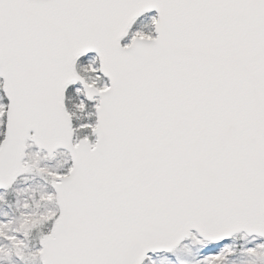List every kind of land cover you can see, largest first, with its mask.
<instances>
[{
  "label": "snow or ice",
  "instance_id": "obj_1",
  "mask_svg": "<svg viewBox=\"0 0 264 264\" xmlns=\"http://www.w3.org/2000/svg\"><path fill=\"white\" fill-rule=\"evenodd\" d=\"M0 264H264V0H0Z\"/></svg>",
  "mask_w": 264,
  "mask_h": 264
}]
</instances>
